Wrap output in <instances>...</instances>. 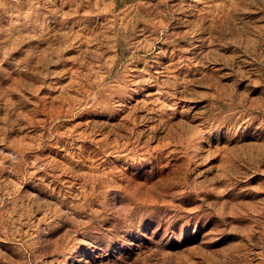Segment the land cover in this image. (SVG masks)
<instances>
[{
	"label": "rangeland",
	"instance_id": "1",
	"mask_svg": "<svg viewBox=\"0 0 264 264\" xmlns=\"http://www.w3.org/2000/svg\"><path fill=\"white\" fill-rule=\"evenodd\" d=\"M0 264H264V0H0Z\"/></svg>",
	"mask_w": 264,
	"mask_h": 264
}]
</instances>
